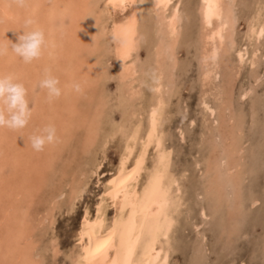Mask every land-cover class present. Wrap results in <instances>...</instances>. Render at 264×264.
Listing matches in <instances>:
<instances>
[{
	"label": "rangeland",
	"instance_id": "1",
	"mask_svg": "<svg viewBox=\"0 0 264 264\" xmlns=\"http://www.w3.org/2000/svg\"><path fill=\"white\" fill-rule=\"evenodd\" d=\"M144 2L137 46L119 66L111 31L131 4L112 9L108 0H25L21 7L16 0H0V44L7 49L0 74L25 86L32 110L25 128L0 129V264H84L83 214L92 218L102 211L101 233L125 216L110 200V185L128 145L134 148L127 171L136 166L151 134L148 115L160 95L157 132L167 158L164 169L174 179L172 190L179 189L165 264H264V27L258 39L247 32L256 13L264 19V0L224 2L223 15L212 22L228 19L216 65L204 60L210 40L201 0H169L160 13ZM174 4L177 32L171 35L167 17ZM28 19L33 24L26 27ZM37 25L45 42L51 28L59 47L75 48L89 72L80 82L72 79L79 92L64 93L70 86L61 73L77 57L42 53L25 63L12 51L11 43ZM242 49L247 51L240 61ZM130 63L132 71H126ZM46 74L61 89L62 96L51 101L39 86ZM49 125L57 141L33 150L30 137ZM157 152L152 141L138 192Z\"/></svg>",
	"mask_w": 264,
	"mask_h": 264
},
{
	"label": "bare ground",
	"instance_id": "2",
	"mask_svg": "<svg viewBox=\"0 0 264 264\" xmlns=\"http://www.w3.org/2000/svg\"><path fill=\"white\" fill-rule=\"evenodd\" d=\"M144 1L145 0H108V4L112 9L114 8L125 9L129 4H131L132 6L131 11L129 15H127L126 19L123 22H121L119 25H116V27L114 26V28L111 31L112 37L115 38L116 40V42L114 41L116 44L115 43L113 44H115L114 49L117 54V60H118L117 63L119 66H122L121 63H123L124 60L131 55V51L134 50L137 46V37L139 34L137 30L138 22L140 20L141 6L145 4ZM225 1L201 0V5H200L201 18L203 22L202 25L204 29L203 31L205 32L206 37L210 40L209 41L205 38V41L206 40L209 41L208 42L209 44H208V51L204 53L205 54L204 60L210 62L213 65H216L219 50L223 45L222 43L225 36L224 31L228 24V19L224 20L223 19L225 17L224 15V17L222 16L223 21H219V22L217 21L218 23L215 24V26L212 25L213 24L212 22L215 19L218 20L220 19L221 14L224 10ZM148 3L151 9L154 10L156 13H160L161 9L166 10L169 6L168 5L169 0H148ZM36 4L37 3L33 1L31 6L35 7ZM90 12L88 15L91 17L92 12L91 13ZM260 12L256 13L251 18L248 24L247 32L249 34V37L252 36L250 38L258 39L260 38L261 35H263L264 19L260 18L261 17L259 16ZM88 15L85 14L87 18L89 17ZM80 19L82 18L80 17ZM88 20L89 18L87 19V22H89ZM177 21H178V9L176 7V4H174L171 7L169 16L167 17V26L169 28V33H171V35H174L177 32ZM38 25L40 26L39 23ZM91 25L92 24L89 22L88 26ZM78 26L80 28V25ZM85 27L86 26H84V28L82 27L83 30L79 29L80 33L81 31L84 32V30H86ZM48 31L50 33L47 34L46 37L49 36V38H47L45 45L42 49V53L45 54V58L48 57L47 55L50 56V54L53 53L55 56H57L56 54H58L59 52H66L67 56L71 55L74 58L77 57L76 59L77 62H74L73 59H69L67 70H61V73L67 76L66 83L68 86H70L64 92L67 93V91H71L70 89H74L73 88L74 84L72 83L73 78H76L80 82L79 79L82 80L85 76L84 74L88 73L89 75V72L87 69L83 70V68H81L82 64L80 62L81 60H79L78 58L79 56L74 55V53H76L75 48L74 50H71L72 48L68 50L66 49V47L65 48L59 47L61 42H59V40H57L56 37L55 38L53 37L54 30L50 28ZM141 35L142 34H140V36ZM61 39H69V38L61 37ZM174 43H175V38L173 39V41L169 43V46H173ZM246 51H247L246 49L238 50L237 58L240 61L243 60ZM207 66L209 67L208 63ZM131 67L132 66L130 63L129 65H127V68L125 67L126 71L130 70ZM203 71H205V69ZM211 71L212 70H210L209 72ZM203 74H205V72ZM205 75L208 77L207 74ZM0 76H2V74H0ZM161 84L163 83L161 82ZM243 94L244 93H242V95ZM159 97L160 100L158 101L157 105L151 108V112L149 111L150 114L148 115L149 116L148 121L151 128L150 130L151 134H149L148 142L145 144L144 150L142 151L140 157H138L137 159L136 166L131 172L127 171L128 161L134 148V145L131 143L132 145H128V147L126 148V152L120 161L121 164H120L119 173H117L116 178L114 179L113 183L110 185V190H109L110 200L114 207H117L122 212L126 211L125 216L119 214L120 216L114 221V223L111 225L109 230L107 232L104 230L105 233H101L102 229L100 231V227L104 219L102 211L99 210L98 208L97 213L92 218H90L87 211H85V213L83 214L79 228V239L82 242V251H83L80 260L84 264H165L166 263L169 252L165 245L167 243L168 233L170 231V228L174 223L173 210H176L174 208L176 207V205H178V202L176 204L175 197L176 194L177 195L179 194L178 193L179 189L176 188L175 191L172 190V188L174 187L173 186L174 179H172V177L164 169L165 168L164 159L166 158V156L164 150L161 147L162 135L160 136L159 133L157 132L159 131L157 130L158 109L160 104L162 103L161 95ZM203 103L206 104V101H203ZM152 141L154 142L155 147L157 148L158 151L157 159H156L157 162L155 161L156 164L152 168L153 170L150 172L147 182L143 185L141 189H139L140 191L138 192L137 187H138L139 175L143 170L147 149Z\"/></svg>",
	"mask_w": 264,
	"mask_h": 264
},
{
	"label": "clouds",
	"instance_id": "3",
	"mask_svg": "<svg viewBox=\"0 0 264 264\" xmlns=\"http://www.w3.org/2000/svg\"><path fill=\"white\" fill-rule=\"evenodd\" d=\"M19 6H23L25 0H16ZM33 24L31 19L25 21V26ZM45 45V36L42 30L34 29L23 32L18 36V42L11 43L12 51L23 59L25 63H31L39 59ZM7 49L0 44V56L6 54ZM59 81L51 75L45 76L40 81L39 86L47 89L48 99L51 101L61 95L58 87ZM73 88L79 92V84H74ZM27 89L22 83L16 82L12 76H0V129L20 130L25 128L32 116V110L26 99ZM33 150L43 151L46 145L57 141L56 129L54 126H46L41 134L30 137Z\"/></svg>",
	"mask_w": 264,
	"mask_h": 264
}]
</instances>
